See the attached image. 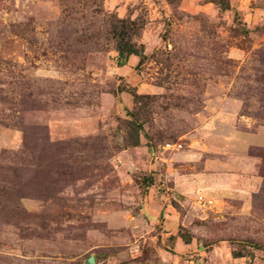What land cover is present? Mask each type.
<instances>
[{
  "label": "rangeland",
  "instance_id": "rangeland-1",
  "mask_svg": "<svg viewBox=\"0 0 264 264\" xmlns=\"http://www.w3.org/2000/svg\"><path fill=\"white\" fill-rule=\"evenodd\" d=\"M227 1L0 0V264H264V0Z\"/></svg>",
  "mask_w": 264,
  "mask_h": 264
},
{
  "label": "trees",
  "instance_id": "trees-1",
  "mask_svg": "<svg viewBox=\"0 0 264 264\" xmlns=\"http://www.w3.org/2000/svg\"><path fill=\"white\" fill-rule=\"evenodd\" d=\"M218 4L221 9H228L227 0H212ZM136 31V24L133 20H116L112 24L111 32L115 41V49L117 51L118 65H123L130 55H141L142 44H137L131 39V35ZM240 256V254L238 255Z\"/></svg>",
  "mask_w": 264,
  "mask_h": 264
},
{
  "label": "water",
  "instance_id": "water-1",
  "mask_svg": "<svg viewBox=\"0 0 264 264\" xmlns=\"http://www.w3.org/2000/svg\"><path fill=\"white\" fill-rule=\"evenodd\" d=\"M86 262L87 263H94V257L93 256H90L86 259Z\"/></svg>",
  "mask_w": 264,
  "mask_h": 264
},
{
  "label": "built area",
  "instance_id": "built-area-1",
  "mask_svg": "<svg viewBox=\"0 0 264 264\" xmlns=\"http://www.w3.org/2000/svg\"><path fill=\"white\" fill-rule=\"evenodd\" d=\"M211 202V200H208V203H210Z\"/></svg>",
  "mask_w": 264,
  "mask_h": 264
}]
</instances>
